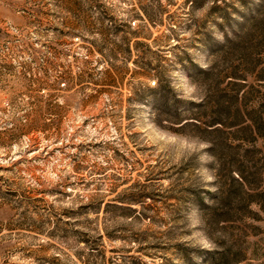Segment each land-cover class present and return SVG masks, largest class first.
<instances>
[{
  "label": "rangeland",
  "instance_id": "1",
  "mask_svg": "<svg viewBox=\"0 0 264 264\" xmlns=\"http://www.w3.org/2000/svg\"><path fill=\"white\" fill-rule=\"evenodd\" d=\"M0 264H264V0H0Z\"/></svg>",
  "mask_w": 264,
  "mask_h": 264
},
{
  "label": "clouds",
  "instance_id": "2",
  "mask_svg": "<svg viewBox=\"0 0 264 264\" xmlns=\"http://www.w3.org/2000/svg\"><path fill=\"white\" fill-rule=\"evenodd\" d=\"M215 39L223 43V39L213 35ZM205 69L204 65H200ZM169 87L173 90L177 99L199 101L200 89L202 85L197 81L191 80L181 69L175 68L169 75ZM184 151L189 158H195L200 165L198 174L202 182L211 183L214 176V169L207 167V165L215 164V157L207 151L212 148V144L206 140L201 139L195 135H185L182 137ZM186 223L189 226L190 232L188 238L184 241L188 246L199 250H214L215 242L203 230L204 220L201 211L198 207L192 206L185 215Z\"/></svg>",
  "mask_w": 264,
  "mask_h": 264
}]
</instances>
